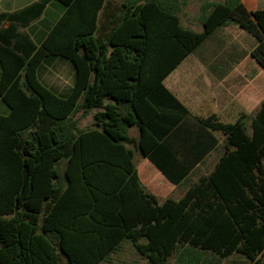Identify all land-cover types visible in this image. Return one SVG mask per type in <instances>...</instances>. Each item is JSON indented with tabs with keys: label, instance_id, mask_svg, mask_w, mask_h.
<instances>
[{
	"label": "trees",
	"instance_id": "trees-1",
	"mask_svg": "<svg viewBox=\"0 0 264 264\" xmlns=\"http://www.w3.org/2000/svg\"><path fill=\"white\" fill-rule=\"evenodd\" d=\"M56 1L64 11L39 45L25 28ZM107 0H39L0 13V264H99L127 239L147 264L218 263L233 254L264 264V102L248 128L197 118L164 78L219 27L251 35L264 70V9L202 0L197 32L182 25L187 0H123L98 35ZM69 62L60 96L41 65ZM92 117L89 126L81 121ZM135 128L136 137L129 134ZM224 136V156L196 181V167ZM138 151L174 186L159 202L140 183Z\"/></svg>",
	"mask_w": 264,
	"mask_h": 264
},
{
	"label": "crops",
	"instance_id": "crops-1",
	"mask_svg": "<svg viewBox=\"0 0 264 264\" xmlns=\"http://www.w3.org/2000/svg\"><path fill=\"white\" fill-rule=\"evenodd\" d=\"M37 1L39 0H0V13H12ZM240 1L249 12L264 9V0ZM122 2L123 0H107L104 3L99 13L98 35L101 38L106 36L114 25L115 16L120 11ZM196 2L197 7H195ZM201 2L202 0L186 1V5L179 14L184 27L194 30L196 25L201 26L199 22ZM190 6L193 8L187 12ZM63 11V5L51 1L37 20L32 21L25 28L17 25V32H24L33 44L39 45ZM9 27L8 22L0 25V28ZM255 45L256 40L236 25L228 24L219 27L195 52L188 55L171 71L162 83L191 116L197 118L215 116L217 121L223 124H233L244 116L245 126L249 130L251 118L264 102V70L250 55ZM60 63L64 65V62ZM63 77L62 72L54 73L48 69L42 70L39 75L42 84L60 96L69 93L73 84V71L68 69L66 81ZM8 112V108L0 99V115L5 116ZM212 135L218 143L196 167L191 176L192 181L211 173L225 154L224 136L220 132H212ZM137 173L142 186L155 195L159 202L168 198L177 200L186 190L185 186L171 184L173 188L161 195V191L156 190L153 185L152 178L158 179L155 172L144 167L140 172L137 170ZM173 189H178L176 197L170 196ZM160 195L162 197H159ZM208 264L251 263L235 253L221 262Z\"/></svg>",
	"mask_w": 264,
	"mask_h": 264
},
{
	"label": "rangeland",
	"instance_id": "rangeland-1",
	"mask_svg": "<svg viewBox=\"0 0 264 264\" xmlns=\"http://www.w3.org/2000/svg\"><path fill=\"white\" fill-rule=\"evenodd\" d=\"M214 1H220V0H214ZM198 6V3L196 2L195 7ZM193 8V6H190L187 10V12H189V9ZM196 28H193L195 31H201V26L197 27V25L195 26ZM55 60V61H54ZM60 62H64L63 66L61 65ZM71 69V66L69 64V62H67L64 59L61 58H52V59H48V61H45L42 65L41 68L39 70V75L41 73L42 70L44 69H48L49 71H52L54 73H59L62 72L64 74L65 81L66 78L68 76V69ZM72 70V69H71ZM92 123V117L91 116H87L86 118H84L81 121V126L82 127H86L91 125ZM136 129L133 128L130 130V135L131 136H136ZM133 162L138 170V172H140V170H142L144 167L146 168H150L153 172H155L157 174V178H152L153 181V185L156 188V190L161 191L160 193H162L161 195H163V193H167L169 192V190L172 187V185L170 183H168L160 173H158V171H156V169L153 167V165L147 160L145 159L138 151L133 150ZM177 192L178 189H173V191L170 193V196L172 197H176L177 196ZM159 197H162V196ZM99 264H147V261L145 258L141 257L133 248L131 242L127 239H124L119 247L117 248V250L114 251V253L109 254V256L101 261Z\"/></svg>",
	"mask_w": 264,
	"mask_h": 264
}]
</instances>
